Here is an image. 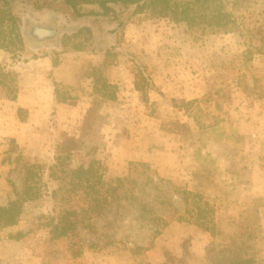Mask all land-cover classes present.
Here are the masks:
<instances>
[{"label": "rangeland", "instance_id": "374dc122", "mask_svg": "<svg viewBox=\"0 0 264 264\" xmlns=\"http://www.w3.org/2000/svg\"><path fill=\"white\" fill-rule=\"evenodd\" d=\"M238 1L230 32L192 29L135 5H115L113 20L76 16L63 0L12 1L23 39L9 52L0 49V205L17 199L28 169L36 197L23 201L19 222L0 232V264H264V0ZM119 21L124 26L112 33ZM37 27L52 31L41 37ZM85 27L88 37L75 35ZM64 53L90 75L92 60L121 66L119 93L128 76L142 89L110 109L103 90L81 94L61 84L55 103L48 94L18 99L12 65L44 56L58 63ZM88 97L85 112L75 109ZM63 147L75 166L101 151L107 179L145 161L156 180L191 191L189 203L174 193L178 210L151 211L160 193L140 179V201L124 202L97 220L96 231H82L83 252L75 254L55 233L64 202L52 196L59 185L49 168ZM141 206L149 209L146 220Z\"/></svg>", "mask_w": 264, "mask_h": 264}, {"label": "trees", "instance_id": "16d2710c", "mask_svg": "<svg viewBox=\"0 0 264 264\" xmlns=\"http://www.w3.org/2000/svg\"><path fill=\"white\" fill-rule=\"evenodd\" d=\"M12 1L0 0V49L8 52L12 46L21 43L23 39L18 17L13 12ZM63 1L72 9L73 14L79 17L95 15L103 19L117 20L119 12L114 7L115 5H121L124 8L135 5L138 10L137 12L147 11L160 18L185 23L192 29L199 27L210 32H230V30L234 29L237 24L234 8L239 3L238 0ZM88 5L97 6L99 10L86 12L84 7ZM124 23L123 21H119L116 30H112V33L121 29ZM88 32H91V29L85 27L76 32L75 35L88 37ZM62 44L65 47L67 46V42H63ZM74 49L80 50L83 47L81 48L79 45H76ZM109 49L108 53L110 52ZM104 64V67H107L106 64L111 63L106 61ZM0 71H3L1 65ZM4 75L16 82V79H13L14 75L10 72H6ZM91 76L94 78L95 88L101 92L103 90V96L112 101L117 99V86L108 82L104 76L103 66L100 68L94 67ZM136 87L138 90L142 89L141 86ZM66 100L68 98L62 101ZM129 138L137 139L135 136ZM110 148L113 149V146L111 145ZM100 155L97 158H92L88 165L81 164L75 166L71 153L65 152L63 147L56 157V162L49 168L50 178L57 181L59 185L58 190L53 191L52 196L64 202V207L57 216L58 224L55 227V233L59 237H66L71 242L75 254H82L83 252L84 239L82 238V231H96L97 220L107 218L109 214L116 212L124 202L138 203L140 201L136 192L140 179H143L142 183L144 185L150 186L160 193L157 196L156 203L151 206V211L156 206H162L166 211H176L178 209L172 200V194L175 193L181 196L185 205H188L192 195L191 191L179 189L168 179L159 177L156 180L150 164L145 161L131 162L126 176L107 179L108 170L101 162ZM32 177L34 175L28 169L22 181L23 188L17 191V199L6 205H0V232L19 222L23 210V201L36 197L32 193V186L30 184ZM162 184H169L170 190L163 189ZM146 211H149L147 206H141L139 212L143 220L147 219L145 215ZM161 220V216H152L151 218L153 223ZM155 233L159 232L156 231ZM17 238H20V236Z\"/></svg>", "mask_w": 264, "mask_h": 264}, {"label": "crops", "instance_id": "0c3cea01", "mask_svg": "<svg viewBox=\"0 0 264 264\" xmlns=\"http://www.w3.org/2000/svg\"><path fill=\"white\" fill-rule=\"evenodd\" d=\"M47 26V25H45ZM80 55L84 54V52L79 53ZM102 54V53H101ZM63 59L55 64L54 59L52 56H44V57H38L29 59L24 62H19L17 65H12V68L15 69V71L18 74L17 83L19 87V96L18 99L24 100L26 97L29 99L36 98V94H39L38 97H41V94H48L47 99L50 101L53 99L55 103V96L53 94H57L56 89L57 85H65V87H72V88H78L81 94H95L94 92L97 90L95 88V81L94 78L90 75L85 73L83 64L80 62H76L74 60H70L66 57L67 53L63 54ZM6 54H4L3 50H0V58L5 57ZM82 62L85 63L86 58H83ZM85 57V56H84ZM91 61V60H88ZM106 61L104 60H92V65L94 67H101L104 66ZM89 63V62H88ZM109 65V66H108ZM107 68V75L104 76L107 78L108 82L116 85L118 89V84L123 83V80L126 78H120L116 74V69L121 70V66H114L110 64H106ZM10 67V65H9ZM109 67V68H108ZM113 68V70H112ZM124 74V73H123ZM120 76V75H119ZM128 76V74H127ZM134 82V84H133ZM127 88H123V90L119 93L117 92V99L111 104H109V109L111 107L119 106L124 107L120 102L122 101H128L129 99H126L124 97L128 98V95L126 93H130L132 90H135L137 92L136 87V80L135 77H129L127 78ZM133 95V94H132ZM26 98V99H27ZM87 103H84L86 102ZM57 102V101H56ZM89 97L84 98L77 102L75 104V109L81 110L82 107L85 106V110L83 109V112L86 111V109L89 107ZM59 108H62L65 106V103L57 105ZM50 110V105H49ZM74 108V107H73Z\"/></svg>", "mask_w": 264, "mask_h": 264}, {"label": "water", "instance_id": "95a60500", "mask_svg": "<svg viewBox=\"0 0 264 264\" xmlns=\"http://www.w3.org/2000/svg\"><path fill=\"white\" fill-rule=\"evenodd\" d=\"M37 30L40 32V36L43 37L42 34H48V32L52 31L51 29L49 28H44V27H37Z\"/></svg>", "mask_w": 264, "mask_h": 264}]
</instances>
